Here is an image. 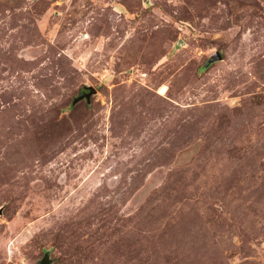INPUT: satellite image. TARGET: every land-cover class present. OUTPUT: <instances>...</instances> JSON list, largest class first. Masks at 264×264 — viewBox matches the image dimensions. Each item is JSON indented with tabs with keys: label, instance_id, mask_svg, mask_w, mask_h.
<instances>
[{
	"label": "rangeland",
	"instance_id": "374dc122",
	"mask_svg": "<svg viewBox=\"0 0 264 264\" xmlns=\"http://www.w3.org/2000/svg\"><path fill=\"white\" fill-rule=\"evenodd\" d=\"M47 254L264 264V0H0V264Z\"/></svg>",
	"mask_w": 264,
	"mask_h": 264
},
{
	"label": "water",
	"instance_id": "95a60500",
	"mask_svg": "<svg viewBox=\"0 0 264 264\" xmlns=\"http://www.w3.org/2000/svg\"><path fill=\"white\" fill-rule=\"evenodd\" d=\"M223 56L222 54L220 53V51H216L215 53H213V55H211V57L209 58L208 62H207V66L212 63L213 61L217 60V59H222ZM95 92V89H93V87H88V91L87 92H84L82 93L79 97L75 98L74 102H77V101H80L81 99H84L86 98L88 101L91 99V95L92 93ZM51 261H50V258L47 255H45V257H43L42 259H40L36 264H49Z\"/></svg>",
	"mask_w": 264,
	"mask_h": 264
}]
</instances>
